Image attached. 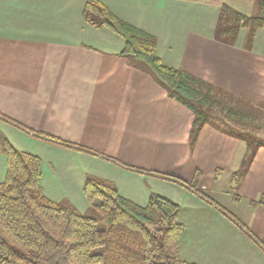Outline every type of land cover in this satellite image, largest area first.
I'll return each instance as SVG.
<instances>
[{
  "label": "crops",
  "instance_id": "crops-1",
  "mask_svg": "<svg viewBox=\"0 0 264 264\" xmlns=\"http://www.w3.org/2000/svg\"><path fill=\"white\" fill-rule=\"evenodd\" d=\"M98 1L151 34L163 65L218 87L228 111H239L229 114L235 121H262L264 26L248 47L244 27L232 44L215 34L223 4L252 15L258 0ZM85 2L0 0V115L78 148L39 138L2 118L0 132L17 150L40 158V184L49 200L98 218L82 192L88 175L113 183L140 206L154 193L180 207L182 261L264 264V146L254 149L243 168L251 150L245 141L249 130L239 136L214 126L229 117L227 109L192 139L193 113L151 74L132 66L121 54L120 36L83 19ZM234 55L251 63L234 69L227 59ZM6 168L0 151V182ZM242 171L232 188L234 174Z\"/></svg>",
  "mask_w": 264,
  "mask_h": 264
},
{
  "label": "trees",
  "instance_id": "trees-1",
  "mask_svg": "<svg viewBox=\"0 0 264 264\" xmlns=\"http://www.w3.org/2000/svg\"><path fill=\"white\" fill-rule=\"evenodd\" d=\"M93 15L99 17L98 21ZM83 19L94 28L104 27L120 36L124 40L121 54L132 66L151 74L171 99L193 113L192 139L208 116L226 108L218 87L187 71L163 65L156 54L154 37L121 20L100 1L86 0ZM262 26L264 0H258V11L252 15L223 4L215 34L232 44L244 27L248 47L255 30ZM231 111L239 112L229 109L227 115ZM0 118L39 138L78 148L30 131L3 115ZM258 124L264 127V121ZM250 146L247 143L248 149ZM0 151L7 161L5 178L0 182V264H191L179 257L183 226L178 222L180 207L171 200L152 193L147 204L140 206L120 195L113 183L88 175L82 192L99 216H85L68 202H53L44 195L38 156L17 150L1 132ZM242 173H235L233 180ZM168 178L188 187L183 181Z\"/></svg>",
  "mask_w": 264,
  "mask_h": 264
},
{
  "label": "rangeland",
  "instance_id": "rangeland-1",
  "mask_svg": "<svg viewBox=\"0 0 264 264\" xmlns=\"http://www.w3.org/2000/svg\"><path fill=\"white\" fill-rule=\"evenodd\" d=\"M92 18L93 19L95 18L97 21L99 19V17L97 15H93ZM239 31H240V29L238 30V32ZM238 32H237V34H238ZM241 57H244V55H241V56L234 55V57L227 56V59L229 60L230 66L232 68H234V69L238 68V69H243L244 70L245 67H247L246 64H250L251 62L249 60H247V59H245L244 61H241ZM227 78L229 79V77H227ZM237 78L240 81H243L245 79V76L244 77H237ZM222 102L224 104L223 103H221V104H223L226 108L221 107V108H219V111L218 112L219 113L222 112V114H224V112H226L224 110L227 109V111H228V107L226 106L227 105L226 100H223ZM239 103L236 102V101H234V100H232V99L229 101V104L234 109L240 108L241 105H239ZM262 108L264 110V105H263ZM221 109H223V110H221ZM219 113H218V115H219ZM216 115H217V113H215V115L208 116V118L209 119H212V120H218L219 117H218V115L217 116ZM226 115H227V112H226ZM227 116H229V117H226L225 119H222V120L219 118V121H216L218 123L217 124H214V126H216V127L219 126V127H221V129L223 131H230L232 133L238 134L239 136L243 135V132L245 133L246 130H249V132H250V133L247 134V135L250 134V136H247V138H249V139H247V140L245 139V141H247L248 143L251 144V146H250L251 150H249V152L243 157L242 163H241L242 166H243V168L244 167L246 168L250 164L251 159L254 156V153H255V150L254 149H256L259 145H263L264 146V127L261 126V125H259L256 122L253 123L251 127L250 126L248 127L247 125H249V124H247V123H241L239 121L238 122L235 121V120H237V118L234 117L235 115L233 117H232V115L231 116L230 115H227ZM258 119L264 121V117H261V113H260V116L258 117ZM194 129H195V127L192 126L191 131H193ZM236 184L237 183L234 180L232 182V186L231 187L234 188ZM97 215H98V213H97ZM97 221H98V226L101 228L102 227V223L100 222L99 219Z\"/></svg>",
  "mask_w": 264,
  "mask_h": 264
}]
</instances>
